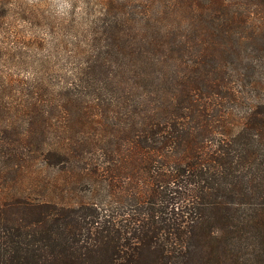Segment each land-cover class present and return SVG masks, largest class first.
<instances>
[{"label":"trees","instance_id":"1","mask_svg":"<svg viewBox=\"0 0 264 264\" xmlns=\"http://www.w3.org/2000/svg\"><path fill=\"white\" fill-rule=\"evenodd\" d=\"M12 6L0 0V22ZM115 7L107 46L59 101L42 85L9 100L0 73V264H264V103L230 108L227 82L251 86L264 62L229 64L264 45V0H146L133 61ZM36 163L70 172L84 195L64 201Z\"/></svg>","mask_w":264,"mask_h":264},{"label":"rangeland","instance_id":"2","mask_svg":"<svg viewBox=\"0 0 264 264\" xmlns=\"http://www.w3.org/2000/svg\"><path fill=\"white\" fill-rule=\"evenodd\" d=\"M145 2L146 0H13L10 16L0 22L4 23L3 26L0 25L1 45H7L8 51L5 53L9 54L6 58L8 62L2 60L1 65L4 66H0V73L6 72L9 75L8 81L12 83L8 85V81L2 82L1 89H6L9 100L14 97V101H17L26 99L32 89L37 90L42 85V94L49 93L48 96L57 102L70 86L75 84L79 88L78 77L93 49H104L107 46L105 41L107 37L102 26L105 10L110 3L117 6L111 10L112 14L121 23L124 22L123 27L129 32L121 33L117 44L126 50V59L131 58L133 61L126 46L138 47L144 51ZM182 28L186 29L184 26ZM121 31L124 32L123 29ZM172 47L175 48V45ZM243 47L241 63L238 59L230 58L232 62L229 64L236 63L238 65L236 69L245 73L247 68L245 65L250 66L255 64L256 60L264 59L257 57L256 54L259 50H264V45ZM252 56H255V61L250 59ZM174 57L179 58L176 51ZM188 59L180 61H189ZM255 65L256 70H253V73L248 72L250 78L243 81L245 84L251 83V86L242 85L240 79L236 77L227 81L228 83L232 81L235 84L233 86L239 88V100L230 103L228 105L230 108L237 106L240 111H245L244 108L256 109L264 103V62ZM252 83L258 85L255 87ZM125 86L127 85H122L123 88ZM120 95L125 93L122 92ZM244 102H247V105L241 107ZM53 113V117L58 121L57 113ZM20 128L23 130L26 125ZM89 131L90 138L97 141L98 134ZM42 164L36 163L32 172L36 171L37 174L46 177V182L53 191L63 190L66 195L64 201L76 203L81 199L84 195L83 190L76 188L70 172L60 171L59 167L45 169ZM54 197L55 201L62 199L56 194Z\"/></svg>","mask_w":264,"mask_h":264}]
</instances>
